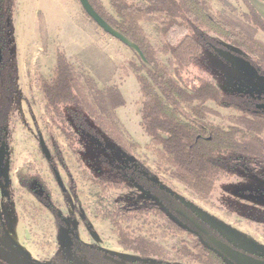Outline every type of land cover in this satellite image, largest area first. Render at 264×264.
I'll return each instance as SVG.
<instances>
[{"label":"trees","instance_id":"obj_1","mask_svg":"<svg viewBox=\"0 0 264 264\" xmlns=\"http://www.w3.org/2000/svg\"><path fill=\"white\" fill-rule=\"evenodd\" d=\"M241 1L245 11L218 0L225 10L221 13L213 10L210 0H109L113 11L109 14L97 0H88L103 20L138 46L147 62V66L139 60L131 62L128 70L138 86L139 127L148 138L145 148L152 152L154 164L203 201L237 170L257 173L264 169V109L249 96L218 87L203 60L205 51L228 44L247 55V62L264 77V42L256 39L258 32L264 33V20L247 0ZM16 9L17 0H0V147L13 131L19 97ZM143 25L154 33L155 45ZM33 84L42 100L45 130L50 138L54 131L60 133L82 178L98 190L95 216L109 221L121 247L154 259L151 264H171L170 250L185 258L182 251L186 250L199 264H234L210 244L186 241L194 237L178 223L180 204L139 161L136 152L141 147L118 119L117 110L125 105L119 85L100 88L63 48L55 50L50 75L36 72ZM207 103L236 112V122L224 126L210 121ZM87 143L96 152L93 157L87 156ZM52 146L55 154L50 162H62L59 147ZM95 162L99 167L94 175ZM116 177L148 194L149 200L136 206L122 203L115 194L129 187ZM18 180L58 220L56 204L39 176L29 168L19 173ZM158 238L176 244L169 248Z\"/></svg>","mask_w":264,"mask_h":264},{"label":"rangeland","instance_id":"obj_2","mask_svg":"<svg viewBox=\"0 0 264 264\" xmlns=\"http://www.w3.org/2000/svg\"><path fill=\"white\" fill-rule=\"evenodd\" d=\"M97 1L109 14H113L109 0ZM225 1L232 7L245 11L241 0ZM210 2L214 11H225L218 0ZM17 12L26 20L16 24L15 33L22 101L20 113L17 115L16 131L9 145L10 164L13 169L11 185L7 188L6 196L0 198V216L6 224L16 226L17 231L14 228V232L18 233L17 241L20 244L26 240L28 247L22 245L24 255L29 248L32 253L37 254L38 260L63 259L68 256L66 243L69 242V235L87 243L98 242L112 253H121L122 258L143 260L132 252L121 250L116 244V236L110 223L95 220L92 215L87 224L79 225L76 233L71 232L70 221L77 217L80 209L90 212L93 210L98 190L82 178L78 164L60 133L53 132L55 140L48 135L44 125L42 100L33 84L36 72L45 77L50 75L55 50L63 48L77 66L97 81L100 88L110 84L120 86L125 105L117 110L118 119L131 140L140 145L141 148L136 152L139 161L153 172L160 187L183 201L220 238L241 250L264 258V179L239 171L233 179L218 184L216 193L209 200L199 199L181 183L159 170L154 164L152 152L145 148L148 139L139 127L136 106L139 99L138 86L128 70L131 62L138 64L137 57L99 29L84 14L77 0H18ZM143 30L150 43L155 45L157 40L152 30L146 25H143ZM256 39L264 42V33L258 32ZM221 47L236 56L249 58L228 44L221 43ZM203 60L208 75L223 91L241 93L254 101H261L259 99L264 95V84L240 73L209 51L203 53ZM206 107L211 111L209 120L216 124L227 126L234 124L238 118L236 112L218 108L213 103H207ZM40 138L49 149L51 157L55 154L52 145L59 147L57 151L62 162L51 163L44 159L38 143ZM87 152V156L92 157L96 153L88 143ZM129 159L135 161L132 157ZM95 163L94 175L99 167V163ZM29 168L39 176L51 194L50 199L57 204L58 220L55 221L53 214L50 215L38 206L34 195L21 191L18 186L15 173H25ZM55 174H58L65 192L58 186ZM116 180L129 187L128 191L115 194L123 202L136 204L146 200L145 194L134 185L121 177H116ZM36 195H41L38 188ZM158 241L169 248L176 244L168 238H158ZM186 241L196 242L192 238ZM176 248L181 247L176 245ZM171 251L167 258L171 259V264H199L195 262L197 258L188 256L186 250L182 251L187 255L186 258L180 256L178 251ZM148 261L155 262L154 259ZM77 262L84 264L79 260Z\"/></svg>","mask_w":264,"mask_h":264},{"label":"flooded vegetation","instance_id":"obj_3","mask_svg":"<svg viewBox=\"0 0 264 264\" xmlns=\"http://www.w3.org/2000/svg\"><path fill=\"white\" fill-rule=\"evenodd\" d=\"M210 52V51H209ZM218 52H224V53H227V54H231L235 57H238V58H241L243 60H245L247 62L246 59L242 58V57H239V56H236L235 54L233 53H230L229 51L225 50V49H222V48H217V49H213L212 52L210 53H214L215 56H217L221 61H223L225 64L231 66L230 64H228L224 59L221 58V56L219 55ZM1 61H2V55H1V51H0V64H1ZM205 63V62H204ZM247 64L249 66H251L248 62ZM232 67V66H231ZM252 67V66H251ZM233 68V67H232ZM253 68V67H252ZM235 69V68H234ZM255 69V68H253ZM17 70H18V80H17V89H18V92H19V97H18V100H17V112L15 114V120H14V128H13V131L12 133L10 134L9 136V139L7 141V143L5 145H2L0 147V151L3 150V164L1 166V172L3 170H6L7 171V175L6 177L1 174L0 175V198H3L6 196V192H7V188L11 185V174H12V165L10 164V157H9V145L11 143V140H12V137L16 131V127H17V115L20 113V102L22 101V94H21V89H20V73H19V68H18V65H17ZM236 70V69H235ZM256 71V70H255ZM257 72V71H256ZM241 73V72H240ZM258 73V72H257ZM243 74V73H242ZM259 76H261L259 73H258ZM248 77V76H247ZM262 77V76H261ZM250 78V77H249ZM212 79V78H211ZM253 80V79H252ZM256 81V80H254ZM258 82V81H257ZM261 83V82H260ZM216 84V83H215ZM264 84V83H262ZM238 94H241V93H238ZM244 95V94H243ZM247 96V95H246ZM261 101H259V104L257 105L258 108H262L264 109V95L259 99ZM29 108L31 109V105L29 106ZM44 111V109H43ZM43 119V118H42ZM216 124V123H215ZM147 138V137H146ZM148 139V138H147ZM40 140H42V138L39 139V146H40ZM43 141V140H42ZM45 144V143H44ZM46 146V145H45ZM47 148V147H46ZM40 150H41V147H40ZM47 150L49 151V149L47 148ZM41 153L42 155L44 156L42 150H41ZM50 154V152H49ZM51 154H50V158L47 159L45 156H44V159L48 162L51 161ZM242 172L241 170H237L235 172V175L234 177L236 176L237 172ZM19 173H23V172H16L15 173V178H16V181H17V184L18 186L20 187L21 191H24L26 192L27 194L29 195H34L33 193H29L27 190L23 189L20 184H19V180H18V175ZM244 173L245 175H254L260 179H264V169H262L261 171L257 172V173H245V172H242ZM56 175V181H57V184L58 186L62 189L63 192H65V190L63 189L62 187V183L60 182L59 178H58V174H55ZM234 177L230 178V179H233ZM228 179V180H230ZM226 180V181H228ZM224 182V181H223ZM220 184V183H219ZM46 186V185H45ZM160 186V185H159ZM163 189V188H162ZM165 192H167L174 200H176L179 204H180V207H181V210H178V214L181 216V220H179V224L181 227H183L184 229H186L189 233H191L194 238V240L197 242V244H199V241L204 243V244H211V242L209 241V237H213L215 240H217L218 242H221L225 245H227L226 241L223 240L222 238L219 237L220 240H218V235L216 233H214L213 231H211L209 229L208 226L205 225V223H203L201 220H199L198 217H196L183 203V201H179V199L173 195H171V193H169L168 191H166L165 189H163ZM122 191L118 192V193H121ZM143 192V191H142ZM98 193V191H97ZM96 193V194H97ZM50 194V193H49ZM146 196V200H144L143 202H141L142 204H144L145 202H147L149 200V195L144 193ZM51 196V194H50ZM34 197L36 198V196L34 195ZM118 200H120L122 203H125L123 202L122 199L118 198V196L116 195L115 196ZM97 200V198H96ZM51 201H52V198H51ZM36 202L38 204V206L45 212L49 213L50 215H52L48 210L44 209L39 201L36 199ZM53 203H55L54 201H52ZM56 204V203H55ZM129 204V203H128ZM131 204V203H130ZM140 204L139 202L136 203V204H132V205H138ZM57 205V204H56ZM95 205H96V202H95ZM90 215L93 216V219L95 220H99L96 218L95 216V211H94V208L93 210L90 212L88 210H82L80 209L78 211V215L76 218H74L73 220L70 221V228H71V232L72 234L76 233L78 227L80 224L82 223H88V220L90 219ZM55 217V216H54ZM190 220H193L195 223H197L199 226H201L206 232L207 234H203L201 232H199V230L196 229V227L193 225V223L190 221ZM55 221H56V218H55ZM103 221H107L109 222L108 220H103ZM56 223V222H55ZM58 224V223H57ZM14 228L15 230L17 231L16 229V226L14 224H11V223H7L5 222V220L0 216V249L3 250L4 252L18 258L19 260H22V261H26V262H29V263H32V264H77L78 260L79 261H82L84 264H151L152 262L146 260L145 258H143L142 256H140L139 254H136L134 253L133 251H130V250H125L123 247H121L118 243V240H117V237H116V244L120 247V249H124V251H127V252H132L134 253L135 255L139 256L141 259H143L142 261H136V260H130V259H125V258H122L121 257V253H112L111 251L107 250V248L103 247L100 243H96L95 241L92 242H83L81 240H77L75 239L74 237H70L69 235L67 236V238L69 239L68 241V244L66 243V247H67V253H68V256L67 257H63V259H60V258H53V260L49 261L48 259H46L45 261L44 260H38L36 258L37 254H34L31 252V249L29 250V248L27 249V254L24 255L23 254V249H22V245H24L25 247H28L26 244V240H23L22 241V244H20L18 241H17V238H18V233L17 232H14ZM187 239V238H186ZM66 240V239H65ZM222 240V241H221ZM189 241V240H187ZM213 246V245H212ZM228 247H230L231 249H233L231 246L227 245ZM214 247V246H213ZM216 248V247H214ZM218 250V249H217ZM235 250V249H233ZM171 251V250H170ZM219 251V250H218ZM237 251V250H235ZM172 252V251H171ZM220 252V251H219ZM240 252V251H238ZM221 253V252H220ZM242 253V252H240ZM222 254V253H221ZM245 254V253H243ZM247 255V254H245ZM224 256V255H223ZM225 257V256H224ZM251 257V256H250ZM256 259V258H255ZM229 260V259H228ZM260 260V259H258ZM230 261V260H229ZM260 261H263V260H260ZM232 262V261H231ZM233 263V262H232ZM0 264H6L4 262H2L0 260ZM79 264V263H78Z\"/></svg>","mask_w":264,"mask_h":264},{"label":"water","instance_id":"obj_4","mask_svg":"<svg viewBox=\"0 0 264 264\" xmlns=\"http://www.w3.org/2000/svg\"><path fill=\"white\" fill-rule=\"evenodd\" d=\"M80 7L82 8L85 15L99 28L101 29L106 35L110 36L111 38L117 40L126 48H128L136 57L137 59L145 66H147V62L143 57L140 49L136 44H134L131 40L123 36L113 27H111L105 20H103L93 9L90 5L88 0H77ZM248 2L253 6L256 12L261 16L264 20V3L259 0H248ZM222 59H224L228 64H230L233 68L238 70L239 72L243 73L244 75L250 77L253 80L258 82L264 83V77L258 75V73L253 69L251 66L247 64V62L241 58L235 57L231 54H227L224 52H218ZM40 147L44 154V156L49 159L50 154L47 150L44 142L40 140ZM3 164V150L0 151V175L3 174L6 177V170L1 172V166ZM193 225L196 227L199 232L203 234H207V232L195 223L193 220H190ZM209 241L211 244L218 249L222 255H224L227 259L232 261L234 264H264V261H260L238 251H235L228 247L227 245L218 242L213 237H209ZM0 260L6 264H32L26 261L19 260L18 258L4 252L0 249Z\"/></svg>","mask_w":264,"mask_h":264},{"label":"crops","instance_id":"obj_5","mask_svg":"<svg viewBox=\"0 0 264 264\" xmlns=\"http://www.w3.org/2000/svg\"><path fill=\"white\" fill-rule=\"evenodd\" d=\"M17 10H18V0H17L16 15H15V19H14V30H15V33H16V29H17L16 24L17 23H23L24 21H26L25 19H23L22 15H18ZM23 28H25V25H24Z\"/></svg>","mask_w":264,"mask_h":264}]
</instances>
